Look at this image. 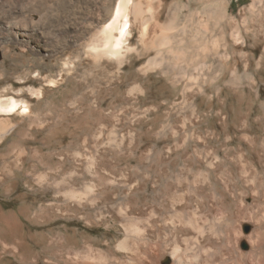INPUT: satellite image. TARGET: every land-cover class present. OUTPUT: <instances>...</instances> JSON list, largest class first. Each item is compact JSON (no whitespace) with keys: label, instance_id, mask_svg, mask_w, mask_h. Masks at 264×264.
Returning <instances> with one entry per match:
<instances>
[{"label":"rangeland","instance_id":"1","mask_svg":"<svg viewBox=\"0 0 264 264\" xmlns=\"http://www.w3.org/2000/svg\"><path fill=\"white\" fill-rule=\"evenodd\" d=\"M141 1L164 39L132 28L117 72L94 69L83 34L118 0H86L49 36L3 19L4 4L43 18L46 1L0 0V102L37 112L27 154L60 141L54 186L38 161L0 159V264H264V0ZM23 111H0L1 152Z\"/></svg>","mask_w":264,"mask_h":264},{"label":"bare ground","instance_id":"2","mask_svg":"<svg viewBox=\"0 0 264 264\" xmlns=\"http://www.w3.org/2000/svg\"><path fill=\"white\" fill-rule=\"evenodd\" d=\"M36 1L38 0H33V2L30 4L34 5ZM44 1H46L45 4L47 6H45L46 11H45V16L43 18L38 17L39 15L36 16L34 14H31L30 13L31 11L29 10L31 8L29 7L17 8L13 10L12 9L13 7L11 8L9 4H4L3 5V12H4L3 19L5 20L4 26L6 28L7 33L9 35H14V36H24V35L27 36L35 32H39L43 36H49V34H52L53 31L56 29L75 25L76 20H78L83 15H85L88 10V5L86 4L87 3L86 0H75V2L79 5V10L76 8L78 10L77 13H70L68 11L66 13H61L58 11L56 7H53L51 4H48L47 2L48 0H44ZM53 1H57V0H53ZM263 10H264V7H263ZM216 12L212 11L211 14L216 17L217 16ZM141 14H142V1L141 0H118V3L116 6H113L112 3H109L105 7L104 13L98 19L95 33H90V30L88 29L84 31L83 38L88 40L87 41L88 43L86 44V55L89 59L92 60V63L94 65L93 67L95 70L100 71L108 67L112 68L113 70L117 72L118 70H120L119 68L120 65L127 62V59L130 57L129 55L131 54V52L136 51V45L134 41H132L131 39L132 38V28L134 27H139L140 29L139 39H141L144 42L148 41V42H152L155 44L156 42L162 41L164 39L163 35L155 33L151 29L148 23V20L145 19L144 16L143 18ZM3 43L4 41L2 40V38H0V51L4 49V47L2 46ZM64 52L65 51L62 46H57L53 48L52 50V53L54 55L59 54V53H64ZM67 56H66L67 59H65L66 61L64 60V62L66 65H69L72 63L71 62L72 60H70L71 57H69V55ZM90 89L92 90L93 88H90ZM28 90H30L31 92H35L36 89L35 90L28 89ZM26 95H27L26 92H23L21 96L23 97ZM18 105H21V107L24 108L23 112L25 111L26 113L28 112V116H29L28 123L26 127L20 130L19 132L20 134H15L11 137L9 142L4 147L5 150L2 152L0 151L1 163L6 162L5 155L7 151L16 150L18 152L17 157H16L17 160L15 164L17 168H20L22 166L20 163L25 159L38 161L40 164L45 166V168L47 169V173L46 171L45 173L50 179L49 184L51 186H54L55 173L56 171H58L56 167V162L54 160V155L56 154L57 147L60 145V141H57V139H55L53 142H46L45 144L46 149L49 150L48 156H45L43 153L38 151L37 148L31 149L29 153L27 154V152H25L24 144L27 138H29L31 135L23 134V133L27 132L25 131L27 127L31 128L32 126H36L37 112H33L31 108V104L24 99H9L8 100V98L4 102L2 103L0 102V111L2 112L3 111L6 112V110L11 111ZM3 118L4 117L2 116V119ZM0 124H1L0 127L4 128L5 124L7 123L5 121H1ZM4 135L0 134V140L3 139ZM55 142L57 143L54 144ZM4 222H5V219L1 216L0 217V235L2 234L1 226L2 224H4ZM2 245L4 247L7 245L5 238L2 240Z\"/></svg>","mask_w":264,"mask_h":264}]
</instances>
